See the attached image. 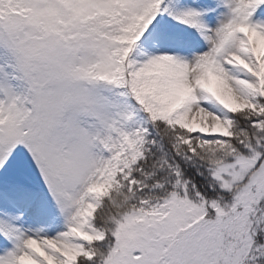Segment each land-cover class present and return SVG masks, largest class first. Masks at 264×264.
Segmentation results:
<instances>
[{"label": "snow or ice", "instance_id": "snow-or-ice-1", "mask_svg": "<svg viewBox=\"0 0 264 264\" xmlns=\"http://www.w3.org/2000/svg\"><path fill=\"white\" fill-rule=\"evenodd\" d=\"M0 264H264V0H0Z\"/></svg>", "mask_w": 264, "mask_h": 264}]
</instances>
